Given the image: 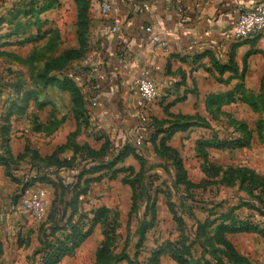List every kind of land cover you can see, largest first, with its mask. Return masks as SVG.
I'll use <instances>...</instances> for the list:
<instances>
[{
	"label": "rangeland",
	"instance_id": "obj_1",
	"mask_svg": "<svg viewBox=\"0 0 264 264\" xmlns=\"http://www.w3.org/2000/svg\"><path fill=\"white\" fill-rule=\"evenodd\" d=\"M73 25L66 0H0V264H43L46 252L65 246L72 249L56 264H96L107 236L110 253L122 258L111 264H150L158 251L159 264H185L166 252L168 243L187 246L192 264H232L217 234L236 219L259 229L225 237L248 260L242 264H264V77L258 91L239 82L209 94L206 110L194 114L165 102L161 116L149 115L145 140L128 143V158L79 177L86 162L70 166L71 147L43 128L69 112L60 82L79 86L72 69L82 58L60 59L79 48ZM203 140L230 146L199 148ZM245 168L256 182L244 180ZM39 186L51 199L43 220L22 206ZM74 227L93 234L75 243Z\"/></svg>",
	"mask_w": 264,
	"mask_h": 264
},
{
	"label": "crops",
	"instance_id": "obj_2",
	"mask_svg": "<svg viewBox=\"0 0 264 264\" xmlns=\"http://www.w3.org/2000/svg\"><path fill=\"white\" fill-rule=\"evenodd\" d=\"M66 1L77 36V5L74 0ZM90 1L88 51L72 69L78 74L88 119L75 138L78 145L98 151L108 140L118 149L136 139L142 128L136 82L147 67L155 76L158 96H162L152 105L151 115L161 116L162 104L171 101H177L172 106L175 112L206 110L209 94L227 91L239 82L248 89H260L264 33L239 41L228 32L243 5L264 0H111L108 11H102L101 0ZM232 58L236 71L219 73L214 67V61L228 65ZM73 108L71 101L59 127L45 131L50 138L65 144L77 130ZM38 188L47 192L50 201L49 188Z\"/></svg>",
	"mask_w": 264,
	"mask_h": 264
},
{
	"label": "trees",
	"instance_id": "obj_3",
	"mask_svg": "<svg viewBox=\"0 0 264 264\" xmlns=\"http://www.w3.org/2000/svg\"><path fill=\"white\" fill-rule=\"evenodd\" d=\"M77 5V37L79 41V48H74L67 51L64 56L60 57L63 61H69L73 59H80L85 56L88 51V28H89V18L88 13L91 5L90 0H74ZM18 57V56H13ZM214 67L219 71V73H224L225 71H236V63L232 58L228 65H223L218 61H214ZM240 80L244 81V76H240ZM60 86L63 89H66L71 94L72 102L74 103V115L78 122V128L74 133H71L68 137L67 142L64 144L66 147H71L73 150L74 155L68 164L73 168L76 167V160L78 157H81V161H85L84 165V172L79 176L82 177L86 173H97L105 168H112L114 164L124 160L127 156H129L132 152L130 151L129 145L126 144L118 149H113L110 141H106L102 148L98 151L92 149L88 145L80 146L75 142V138L78 132L81 129L82 123L88 124V119L86 115V109L84 105V97L82 94L81 89L69 79H64L60 82ZM207 105V104H206ZM63 118L56 121L54 118L50 120L47 124V127H44V130L47 132H53L55 129L59 127L62 123ZM264 127V120H261L258 126V131L262 136ZM203 145L208 146H215L217 148H227L230 146L229 142H219L216 141L212 143L209 140H203L199 142V148ZM236 146H242V139H237L234 142ZM76 161V162H75ZM73 163V164H72ZM86 166L89 167L86 169ZM244 175V180L249 178L252 183L258 180V177L254 174L253 171L249 169H241L240 170ZM79 184V181L75 184ZM264 189V186H263ZM63 201L66 205H77L79 201L77 198H60V201ZM61 201V202H62ZM55 205V203H54ZM134 204L132 210L134 209ZM53 207V206H51ZM98 213L95 214V218L93 223L97 221ZM259 227L252 222L244 221V220H232L229 223H223L219 226V232L217 234L218 241L224 246L225 254L228 256L229 261L232 264H242L247 263L248 260L237 253L232 243L225 237V233H237L243 231H254L258 230ZM72 237L75 243L81 242L87 236L92 234V229L86 232H83L80 228L74 227L73 228ZM264 233V231H263ZM72 247L65 246V247H56L52 250L46 252L45 261L43 264H56L60 258L65 254L70 252ZM166 252L171 254V256L177 260L178 262L185 263V264H192L190 259V252L187 246L178 247L176 244L168 243L165 246ZM161 251H158L153 254L151 257L150 264H159V255ZM187 255V256H185ZM122 258H114V256L110 253L109 250V238L106 237L105 241H103L97 249L96 252V264H111L112 261H120Z\"/></svg>",
	"mask_w": 264,
	"mask_h": 264
},
{
	"label": "built area",
	"instance_id": "obj_4",
	"mask_svg": "<svg viewBox=\"0 0 264 264\" xmlns=\"http://www.w3.org/2000/svg\"><path fill=\"white\" fill-rule=\"evenodd\" d=\"M180 3L182 0H174ZM173 1V2H174ZM149 9V5H144ZM102 11L112 8L111 0H101ZM149 30L153 31L152 28ZM264 33V2L243 5L238 17L229 29L228 35L236 40L244 41L258 37ZM160 40V39H159ZM166 44V40H160ZM138 94L137 110L141 129L136 134V140L142 142L150 131L149 115L152 105L158 98V85L150 68H145L136 82ZM112 148V152H113ZM49 198L44 189H28L22 197V206L25 211L37 220H43L48 214Z\"/></svg>",
	"mask_w": 264,
	"mask_h": 264
}]
</instances>
